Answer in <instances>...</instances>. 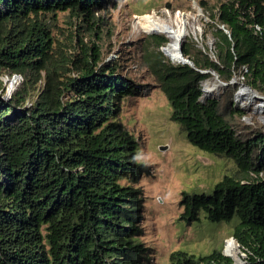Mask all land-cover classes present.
Wrapping results in <instances>:
<instances>
[{
	"label": "trees",
	"instance_id": "obj_1",
	"mask_svg": "<svg viewBox=\"0 0 264 264\" xmlns=\"http://www.w3.org/2000/svg\"><path fill=\"white\" fill-rule=\"evenodd\" d=\"M114 2L0 0V78L21 77L9 99L0 80V264L148 263L150 249L134 240L143 220L137 184L147 167L136 161L138 142L118 120L119 103L141 89L80 34L99 40L98 14ZM199 6L208 13L211 53L184 42L182 55L194 68L172 64L160 50L168 39L144 35L137 65L164 95L169 120L188 143L235 167L210 196L183 195L181 219L198 221L200 211L210 222L236 218L232 237L245 254L242 264H264V123L235 105L238 84H230L245 66L242 83L264 96V0ZM58 12L76 21L67 34L54 33ZM201 71L227 84L203 101L200 83L211 75ZM230 240L225 254L238 263L240 250ZM170 261L233 264L221 250L177 251Z\"/></svg>",
	"mask_w": 264,
	"mask_h": 264
},
{
	"label": "rangeland",
	"instance_id": "obj_2",
	"mask_svg": "<svg viewBox=\"0 0 264 264\" xmlns=\"http://www.w3.org/2000/svg\"><path fill=\"white\" fill-rule=\"evenodd\" d=\"M200 1L115 0V6L98 14L103 17L100 25L96 26L99 40L89 31L80 29L84 43L99 45L104 61L118 62L123 74L141 89L138 96L124 98L119 103L118 120L138 142L136 161L147 167V172L142 174L137 184L143 192V220L142 233L134 239L150 249L147 264H172L170 255L177 251L202 256L213 250H223L225 247V252L231 248L230 238L236 218L229 222H210L200 211L199 220L188 223L181 219V202L183 195L210 196L214 185L224 175L234 172L233 162L223 156L207 154L188 143L185 132L169 120L171 109L164 95L153 79L137 65L138 41L144 35H151L135 24L143 15L171 21L177 12L185 14L188 24L183 43H194L198 49L212 52L214 40L206 25L209 23L208 13L201 10ZM203 1L209 8L225 0ZM53 23L54 33L60 35L73 30L76 21L67 12H58ZM205 29H208L207 33ZM165 46L160 49L162 54L172 64H179L165 55ZM232 79L230 82L234 84L235 80ZM238 79L236 77V81L240 82ZM0 80L5 88L4 96L11 78L1 77ZM219 87L212 95L217 96L225 86ZM241 102L238 100L235 105L240 107ZM254 115L264 123V112ZM161 147L164 149L161 150ZM240 253L244 255L240 256V261H243L245 254L241 250Z\"/></svg>",
	"mask_w": 264,
	"mask_h": 264
},
{
	"label": "bare ground",
	"instance_id": "obj_3",
	"mask_svg": "<svg viewBox=\"0 0 264 264\" xmlns=\"http://www.w3.org/2000/svg\"><path fill=\"white\" fill-rule=\"evenodd\" d=\"M135 24L139 29L146 33L163 34L165 37H167L168 42L163 48V52L174 63H181L183 61V56L180 54V46L183 43L187 32L188 23L185 18V14L177 12L171 21L159 20L153 15H143L139 19H137ZM12 86L13 85L9 86L8 91H10ZM219 86L220 84H218V82L213 79L204 81L202 85L204 96H212L214 90H217ZM237 100L242 102L245 101L243 103L244 107H251L259 101L258 96L245 88L240 89ZM255 109L257 110V112H264V100L259 101V105L256 106Z\"/></svg>",
	"mask_w": 264,
	"mask_h": 264
},
{
	"label": "water",
	"instance_id": "obj_4",
	"mask_svg": "<svg viewBox=\"0 0 264 264\" xmlns=\"http://www.w3.org/2000/svg\"><path fill=\"white\" fill-rule=\"evenodd\" d=\"M150 34H156V33H150ZM181 47H182V44H181V46H180V54L182 55ZM182 56H183V55H182ZM182 59H183V61H182L181 63H179V64H182V65H188V66H190L191 68H194L192 62H191L189 59L184 58V57H183ZM200 73H209V74L211 75V78H212L213 80L217 81L218 84H220L221 86H226V85H227L226 83H223V82H221V81L218 79V75H217L214 71H201ZM10 83H11V84H9V85H13L12 82H10ZM244 87H245L246 89H248L249 91H251L253 94H257V93H256L254 90H252L249 86L244 85ZM14 89H15L14 86H12V88L10 89V91H8V89H7V91H6V95H7V96L4 95L3 98H4V99H9V98H10V95H11V93H12V91H13ZM202 92H203V90H202ZM257 96H258V100H259V101L264 100V96H261V95H258V94H257ZM203 97H204V98L202 99V101L205 100V99H206L207 97H209V96H203ZM258 105H259V104L253 105V107L251 108V112H252L253 114H254V113H257V110H256L255 108H256V106H258ZM249 108H250L249 106L246 107V110H248ZM160 149L163 150L164 148L161 147ZM230 239L235 240L234 237H231ZM235 241H236V240H235ZM236 242H237V241H236ZM237 246H238V248H239V244H238V243H237ZM224 250H225V248H224L223 250H221V254H222L223 256H226V257L230 258V259L233 261V259H232L231 257H229L228 255L225 254ZM240 256L243 257L244 255L240 253ZM243 262H244V261H239L238 263H235V262L233 261V264H242Z\"/></svg>",
	"mask_w": 264,
	"mask_h": 264
},
{
	"label": "built area",
	"instance_id": "obj_5",
	"mask_svg": "<svg viewBox=\"0 0 264 264\" xmlns=\"http://www.w3.org/2000/svg\"><path fill=\"white\" fill-rule=\"evenodd\" d=\"M218 27H219L223 32H225V33L227 34V30H226L222 25H220V26H218ZM255 30H256V31H259V28L256 26V27H255ZM246 73H247V68H246L245 66H242L241 69H240V71H239V73H238V76H235V77L232 79V80H235V81H233L234 84H238V85L240 86V87L238 86L239 89L236 91V94H235V96H234V97H235V99H234V100H235V104H236V102L238 101V100H237V96H238V93L240 92V89H241V88H245V87H244L245 84L242 83V80L244 79V76L246 75ZM236 77H237V79L239 78L241 81H240V82H237V81H236ZM209 79H210V78H209ZM239 79H238V80H239ZM206 80H208V79H206ZM206 80H204V81H206ZM20 81H21V77L18 76V75H14V76L11 77V82H12L13 86H14V85H15V86L18 85ZM204 81H202L201 83H203ZM201 83H200V84H201ZM230 84H231V82H230ZM234 84H232V85H234ZM245 89H246V88H245ZM202 90H203V88H201V91H202ZM247 90H248V89H247ZM250 92H251V91H250ZM256 93H257V92H256ZM202 94L204 95L203 92H202ZM212 94H213V93H212ZM255 95L257 96V94H255ZM258 95H259V94H258ZM243 103H244V102H241V106H240L241 108H246V107H248V106L244 107V106H243ZM256 104H259V101H258L257 103H255V105H256ZM249 107H250V106H249ZM252 107H253V105H252L250 108H252ZM250 108H249V109H250Z\"/></svg>",
	"mask_w": 264,
	"mask_h": 264
}]
</instances>
